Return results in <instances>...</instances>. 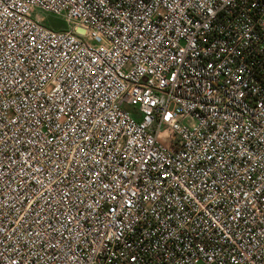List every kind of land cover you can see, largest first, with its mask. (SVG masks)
<instances>
[{
    "label": "built area",
    "instance_id": "built-area-1",
    "mask_svg": "<svg viewBox=\"0 0 264 264\" xmlns=\"http://www.w3.org/2000/svg\"><path fill=\"white\" fill-rule=\"evenodd\" d=\"M0 264H264V0H0Z\"/></svg>",
    "mask_w": 264,
    "mask_h": 264
},
{
    "label": "rangeland",
    "instance_id": "rangeland-1",
    "mask_svg": "<svg viewBox=\"0 0 264 264\" xmlns=\"http://www.w3.org/2000/svg\"><path fill=\"white\" fill-rule=\"evenodd\" d=\"M32 16L34 18L40 19L45 25L51 27L54 30H66L68 28L61 17L51 13L35 9L32 13Z\"/></svg>",
    "mask_w": 264,
    "mask_h": 264
}]
</instances>
